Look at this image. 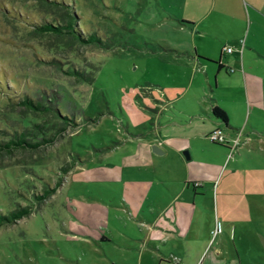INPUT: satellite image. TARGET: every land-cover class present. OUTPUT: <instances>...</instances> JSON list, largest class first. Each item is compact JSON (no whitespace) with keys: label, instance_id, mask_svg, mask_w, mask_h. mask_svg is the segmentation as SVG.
<instances>
[{"label":"rangeland","instance_id":"1","mask_svg":"<svg viewBox=\"0 0 264 264\" xmlns=\"http://www.w3.org/2000/svg\"><path fill=\"white\" fill-rule=\"evenodd\" d=\"M163 1L0 0V130L23 129L38 123L48 127L51 135H57L54 146L40 153L0 159V213L16 204H28L29 192L35 188L39 192L43 182L52 186L59 179L66 181L68 172L62 169L72 160L79 158L83 166L94 171L101 165H113L127 153L128 147L119 144L129 137L133 127L126 112L133 104L130 102L141 104L145 111L144 95L150 91L155 98L153 92L159 91L163 82L176 84L164 77L161 53H153V48H162L164 42L177 43L163 34L173 27L163 19L167 16L162 10ZM71 15L76 31L83 37L99 36L101 47L79 44L67 33L54 36L36 28L44 23L63 25ZM146 55L147 59L143 57ZM76 71L92 81L82 80ZM26 97L37 102L54 98L53 104L47 103L57 108L59 116L73 119L76 128L61 132V117L27 112L19 104ZM148 115L150 122L146 125L151 129L154 114ZM137 117L132 114L133 119ZM253 118L264 117H251L250 122L258 129L231 135V140L238 139L239 146L245 147L247 164L233 175L224 192L226 178L219 175L214 182V186L220 182L217 197L215 193L212 199L208 195L199 197L197 206L233 207L227 214L231 218L240 215L237 207L248 210L245 216L249 219L240 226L235 224L236 233L230 229L228 236L223 235L228 260L231 262L232 241L239 264H264V125ZM222 146L211 144L209 148L221 158ZM98 187L101 181L69 183L40 211L17 224L0 227V264H118L117 259L101 251V240L95 238L101 231L90 224L95 223V218L101 221V209L87 210L95 216L88 222L74 218L64 208L66 195L72 200L68 205L82 210L85 205L80 200H91ZM104 188L114 197L117 189L113 181H105ZM117 200L113 198L109 206L123 204V200ZM95 203L92 207L101 206V197ZM82 235L94 236L96 241Z\"/></svg>","mask_w":264,"mask_h":264},{"label":"crops","instance_id":"2","mask_svg":"<svg viewBox=\"0 0 264 264\" xmlns=\"http://www.w3.org/2000/svg\"><path fill=\"white\" fill-rule=\"evenodd\" d=\"M162 10L167 15L163 19L173 26L163 34L177 43L164 42L153 53H161L164 77L176 84L163 82L153 92L155 98L150 91L144 95L145 111L130 102L126 112L133 127L119 144L128 147L126 154L94 171L82 160L66 174L58 191L69 183L101 181L91 200H80L82 210L68 205L72 200L66 195L63 204L74 218L88 222L95 216L87 210L101 209V221L95 218L90 224L101 231L95 235L101 251L118 264H239L232 241L228 260L223 235L230 229L236 233L235 224L249 219L248 210L237 207L240 215L231 218L227 214L233 207L197 206L199 197H217L220 182L216 187L214 182L219 175L226 178L224 192L247 164L244 146L238 145L231 159L227 146H222L221 158L213 155L209 146L217 144L208 134L221 129L231 140L232 133L258 129L250 122L252 116L264 117V0H164ZM214 107L225 113L226 123L213 116ZM133 113L138 117L133 119ZM149 113L154 114L151 129L146 125ZM253 121L264 125V120ZM153 145L161 155L151 151ZM183 151H189V160ZM105 181L115 184L114 197L105 190ZM100 197L101 206L92 207ZM113 198L123 204L110 207ZM218 224L220 231L213 234Z\"/></svg>","mask_w":264,"mask_h":264},{"label":"trees","instance_id":"3","mask_svg":"<svg viewBox=\"0 0 264 264\" xmlns=\"http://www.w3.org/2000/svg\"><path fill=\"white\" fill-rule=\"evenodd\" d=\"M44 23L41 26L36 27L39 31L44 33H52L54 36H61L65 33L72 36L74 40H76L79 44L82 45H95L101 47V39L99 36L95 34L87 35L83 37L81 34L76 31L74 25V16H69L64 22L63 25L58 23ZM66 30V31H63ZM82 80L90 83L92 79L88 76H85L83 73L75 72ZM54 98H50L42 101H33L29 98H23L19 104L29 113L39 114V115H50L54 114L55 116H59L57 108H55L52 104L54 102ZM52 104H49V103ZM53 106V107H52ZM213 116L222 122L226 123L227 117L225 113L214 107L212 110ZM63 122L61 123L64 128H61L60 131L63 132L65 128H76V124L73 119H68L67 117H61ZM48 127L42 124H33L31 127H26L23 129L14 128L12 130H0V159L9 158L12 159L19 154L23 153H40L48 148L54 146L57 141L56 134H50ZM77 163H82V160L79 158L72 163L62 169V171L66 174L70 170H72ZM63 179H59L54 185H49L47 183H42V188L37 192L35 188L32 192H29V197L26 199L28 204L20 205L16 204L15 207H8V210L5 213H0V227L3 226H12L17 224L20 220L24 218H28L33 213L38 212L42 209V206L47 203V201L54 197L58 190L62 187Z\"/></svg>","mask_w":264,"mask_h":264},{"label":"built area","instance_id":"4","mask_svg":"<svg viewBox=\"0 0 264 264\" xmlns=\"http://www.w3.org/2000/svg\"><path fill=\"white\" fill-rule=\"evenodd\" d=\"M224 51L228 54L232 53L231 48H226ZM241 53V51H239ZM210 142L227 146L229 148L228 158L231 159L233 157L234 151L237 149L239 145L238 139L230 140L228 139L222 132L221 129H215L214 131L210 132L207 136ZM220 231V225L218 224L216 232L213 234L218 233ZM176 262V259H174Z\"/></svg>","mask_w":264,"mask_h":264},{"label":"water","instance_id":"5","mask_svg":"<svg viewBox=\"0 0 264 264\" xmlns=\"http://www.w3.org/2000/svg\"><path fill=\"white\" fill-rule=\"evenodd\" d=\"M151 151H152L154 154H157V155H161V154H162L161 151H160V149H159V147L156 146V145H153V146L151 147ZM182 155H183V157H184L186 160H189L190 157H189V153H188V151H183Z\"/></svg>","mask_w":264,"mask_h":264}]
</instances>
